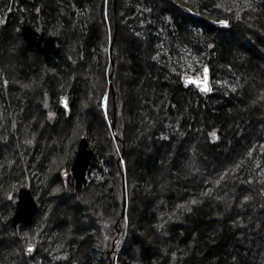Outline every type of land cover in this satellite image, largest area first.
<instances>
[{"label":"trees","instance_id":"obj_1","mask_svg":"<svg viewBox=\"0 0 264 264\" xmlns=\"http://www.w3.org/2000/svg\"><path fill=\"white\" fill-rule=\"evenodd\" d=\"M206 65L208 97L182 81ZM75 263L264 264V0H0V264Z\"/></svg>","mask_w":264,"mask_h":264},{"label":"water","instance_id":"obj_2","mask_svg":"<svg viewBox=\"0 0 264 264\" xmlns=\"http://www.w3.org/2000/svg\"><path fill=\"white\" fill-rule=\"evenodd\" d=\"M21 36L25 40L27 46L29 48L36 49V51L46 61H51L53 59V54L58 49V40L55 36H48L45 34L41 21H39L37 28L23 23L21 27ZM205 68H207L206 74L204 72ZM182 81L186 88L194 86L205 97H208L212 94L213 87L211 83L210 68L208 65L203 68L201 75L186 74L182 77ZM205 87L209 88L210 91H202V89ZM60 105L61 108L65 109L66 111L70 110L68 96H63L61 98ZM41 106L46 114L50 116L55 115V113L51 111V94L49 91H45L43 93ZM93 158L94 151L90 148L88 139L82 138L78 143L76 156L71 166V175L76 188H79V186L86 179L89 168L92 165ZM37 213L38 203L36 202L31 190L25 187L20 189L15 212L12 217L14 227H19L20 225L29 227ZM29 248H31L32 251H29ZM37 249L38 245L36 243H27L24 250L26 257L29 258L30 256L34 255Z\"/></svg>","mask_w":264,"mask_h":264},{"label":"rangeland","instance_id":"obj_3","mask_svg":"<svg viewBox=\"0 0 264 264\" xmlns=\"http://www.w3.org/2000/svg\"><path fill=\"white\" fill-rule=\"evenodd\" d=\"M103 107H104L105 109H107V100H106V99L103 101ZM105 113L107 114V110L105 111ZM70 170H71V169H70ZM70 170H69V172H70ZM67 171H68V170H64V172H66V173H67ZM70 174H71V172H70ZM30 184H31V182H30ZM25 188H28V189L31 190V187H29V186H26ZM14 192H17V194H18L19 190H15ZM31 192H32V190H31ZM10 197H12V200H14V203L16 204V202H17V200H18L17 197L15 198V196H14L13 193L10 195ZM21 232H22V235H25V234H26L25 230H22ZM29 232H30V231H29ZM28 235H29V233H27L26 237H28ZM28 242H31V241H30L29 239H26V241H24V250H25L26 245H27Z\"/></svg>","mask_w":264,"mask_h":264},{"label":"snow or ice","instance_id":"obj_4","mask_svg":"<svg viewBox=\"0 0 264 264\" xmlns=\"http://www.w3.org/2000/svg\"><path fill=\"white\" fill-rule=\"evenodd\" d=\"M222 23H223V22H222ZM204 72H205V74L207 73V68L204 69ZM202 91H210V89L207 88V87H205V88L202 89ZM29 251H32V249L29 248Z\"/></svg>","mask_w":264,"mask_h":264}]
</instances>
